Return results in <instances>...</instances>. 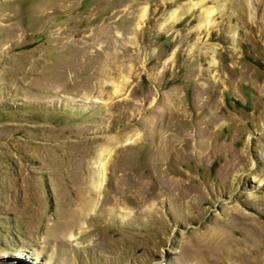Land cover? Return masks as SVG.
Here are the masks:
<instances>
[{"label": "rangeland", "instance_id": "374dc122", "mask_svg": "<svg viewBox=\"0 0 264 264\" xmlns=\"http://www.w3.org/2000/svg\"><path fill=\"white\" fill-rule=\"evenodd\" d=\"M0 264H264V0H0Z\"/></svg>", "mask_w": 264, "mask_h": 264}, {"label": "bare ground", "instance_id": "6f19581e", "mask_svg": "<svg viewBox=\"0 0 264 264\" xmlns=\"http://www.w3.org/2000/svg\"><path fill=\"white\" fill-rule=\"evenodd\" d=\"M143 11H144V10H143ZM143 11H142V14L140 15V16H141V18H142V16H144V15H143ZM144 14H145V11H144Z\"/></svg>", "mask_w": 264, "mask_h": 264}]
</instances>
